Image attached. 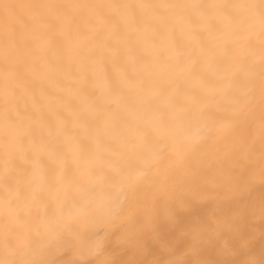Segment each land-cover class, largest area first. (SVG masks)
Masks as SVG:
<instances>
[{"label":"bare ground","instance_id":"bare-ground-1","mask_svg":"<svg viewBox=\"0 0 264 264\" xmlns=\"http://www.w3.org/2000/svg\"><path fill=\"white\" fill-rule=\"evenodd\" d=\"M0 264H264V0H0Z\"/></svg>","mask_w":264,"mask_h":264}]
</instances>
